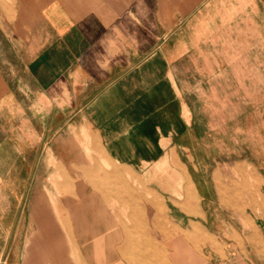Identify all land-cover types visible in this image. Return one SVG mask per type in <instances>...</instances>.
<instances>
[{
  "label": "crops",
  "instance_id": "0c3cea01",
  "mask_svg": "<svg viewBox=\"0 0 264 264\" xmlns=\"http://www.w3.org/2000/svg\"><path fill=\"white\" fill-rule=\"evenodd\" d=\"M0 11V264L46 254L44 232L51 240L58 222L46 200L58 198L52 183L59 167L75 165L77 142L90 150L92 138L124 166L187 150L188 64L202 70L223 54L219 41L234 40L235 25L254 37L250 25L264 24V0H0ZM193 184L184 209L195 220L181 227L191 238L173 240L172 264H264V207L243 222L233 214V226L220 202L216 212L199 210L209 198ZM203 214L212 228L197 219ZM124 230L121 252L136 264L133 227ZM145 246L143 259L161 264L160 248L150 239Z\"/></svg>",
  "mask_w": 264,
  "mask_h": 264
},
{
  "label": "rangeland",
  "instance_id": "374dc122",
  "mask_svg": "<svg viewBox=\"0 0 264 264\" xmlns=\"http://www.w3.org/2000/svg\"><path fill=\"white\" fill-rule=\"evenodd\" d=\"M258 26L250 25L254 37H248L246 24L235 25V39L227 45L220 40L223 54L209 57L202 70H196L195 61L188 64L181 88L190 109L187 150L174 151L166 162L124 166L105 156L92 138L90 150L81 141L75 144V165L67 172L59 167V182L52 183L58 198L46 200L57 229L49 241L44 232L46 254L33 264H131L121 252L126 226L133 227L136 264H160L153 255L143 259L146 239L165 255L161 264H172L173 240L182 234L191 238L181 229L195 220L194 212L184 209L191 179L198 194L209 198H200L199 210L216 212L220 202L223 221L233 226L238 225L233 214L240 220L259 216L264 207V24ZM257 31L261 37L255 39ZM67 173L70 181H62ZM197 219L207 229L216 224L209 215ZM182 247L184 257L194 254Z\"/></svg>",
  "mask_w": 264,
  "mask_h": 264
},
{
  "label": "bare ground",
  "instance_id": "6f19581e",
  "mask_svg": "<svg viewBox=\"0 0 264 264\" xmlns=\"http://www.w3.org/2000/svg\"><path fill=\"white\" fill-rule=\"evenodd\" d=\"M174 151V150H173ZM191 193H192V191H191ZM194 194V193H193Z\"/></svg>",
  "mask_w": 264,
  "mask_h": 264
}]
</instances>
